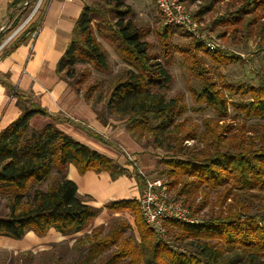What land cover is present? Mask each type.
Instances as JSON below:
<instances>
[{"label": "trees", "instance_id": "trees-1", "mask_svg": "<svg viewBox=\"0 0 264 264\" xmlns=\"http://www.w3.org/2000/svg\"><path fill=\"white\" fill-rule=\"evenodd\" d=\"M22 1L14 0L16 11H20L8 29L0 32V44L37 2L28 0L24 8L18 7ZM183 1L189 5L199 0ZM216 1L203 4L194 13L195 18L202 19ZM229 9L216 23L225 25L233 37L244 38L240 43L254 38L255 53L264 55V0H233ZM133 16L134 10L126 0L85 3L56 73L80 92L91 72L85 68L79 73L77 66L89 63L99 72L108 73L111 60L98 38L112 44L125 66L113 77L96 78L88 85L85 100L104 103L105 110L123 120L127 132L139 144L170 153L161 160V177L170 191H175L176 199L183 197L192 214L208 205L219 209L210 220L196 223L167 219L171 242H166L146 223L137 199L110 201L105 205L109 212H127L134 217L140 241L127 234L132 229L127 221L96 226L79 238L84 245L79 264H264V122L256 123L254 131L244 121L220 124L230 116V108L246 119H264V69L258 85L231 82L221 75L217 80L198 52L203 51L217 65L244 63V58L228 50H207L206 43L197 38L189 44H173L172 38L184 30L166 23L159 34L162 55L152 53L145 26ZM30 39L27 31L22 32L11 49ZM175 52L184 56L188 72L201 82V89L192 92L195 100L205 102L216 114L204 120V131L199 135L196 128L187 130L186 118L181 119L187 110L184 97L168 96ZM0 83L16 98L21 111L0 130V195L8 200V211L0 212V237L23 239L30 231L45 236L52 228L69 236L92 225L102 208L79 195L76 182L67 176L71 164L81 175L106 171L112 180L134 177L144 190L145 176L139 169L131 172L128 165L81 143L58 125L66 121L106 141L98 132L77 120L51 114L30 94L20 91L7 74L0 72ZM35 115L52 121L40 129L33 128L31 119ZM102 121L108 123L105 117ZM191 139L203 143V147L184 144ZM210 191L217 192L216 201L210 199ZM253 197L261 208L251 214L248 201ZM62 261L63 257L57 256L54 264Z\"/></svg>", "mask_w": 264, "mask_h": 264}, {"label": "rangeland", "instance_id": "rangeland-1", "mask_svg": "<svg viewBox=\"0 0 264 264\" xmlns=\"http://www.w3.org/2000/svg\"><path fill=\"white\" fill-rule=\"evenodd\" d=\"M208 1L211 0H199L194 4H189L188 7L194 14L203 4H205ZM85 2L90 3L91 0H85ZM126 2L129 5H131V7L134 10V16H133L134 20L138 24H143V26H145V29L147 30L146 39L151 44V52L159 53L160 55H162L161 39L159 34L161 31V25L165 23V21L163 16L159 12V9L157 8L154 0H126ZM232 2L233 0L216 1L210 8L209 12L205 14L202 17V19L200 20L197 19V20L201 22L200 25L201 32L205 34L209 40L215 42L216 46L213 50L222 49V50H228L234 54H239L242 56V58H244L245 62L238 64L217 65L213 63L211 60H209V58L205 53H203V51L198 52V54L203 58V61L206 63V66L211 70V74L215 79L219 80V77L221 75L231 82L244 81L246 83L258 85L259 76L262 75L264 69V55L261 53H255V46H256L255 39L252 38L254 41L250 40L249 42H246V44L244 42L240 43V41H242L244 38L240 40L239 37H236V35H234L235 37H233L232 31H229L227 33L228 29L225 27V25H219L218 23H216L220 19V17H223L227 12L231 10L229 8H232ZM42 10L43 9H41L40 11ZM39 12L37 13V15L39 14ZM7 29L8 27H5V30ZM16 30L17 29L9 33L8 36L5 38V40L9 38L11 35H13ZM22 30L23 28L22 29L20 28L19 31H17V33L14 34L15 36L13 37L17 38L19 34L22 32ZM195 38L201 40L200 38L195 37L184 30L183 34L175 35L172 38V41L173 44L185 45V44H189L192 41V39ZM98 39L109 53V57L111 60V70L108 73H102L96 70L92 66V64L88 63V64L78 65L77 69L79 73L82 72L83 69L85 68L89 69L91 72V75L81 85L80 92H77L74 88L71 87L78 94H81L83 97L88 85L93 83L96 80V78L113 77L119 70H121L125 66L121 61V58L118 52L116 51L115 47L101 37H99ZM9 46L10 45H8L7 43L3 49L2 48L0 49V53ZM205 47L207 50H211L207 47V45H205ZM171 63L172 64L170 67V71L173 75V82L171 86L168 88L167 91L168 96L174 97L175 95L180 94L184 97V102L186 103L187 110L181 119L186 118L187 130L196 128L197 134L199 135L202 131H204V120L208 118H215L216 117L215 111L211 109L205 102H198L195 100L192 92L194 89L200 90L202 85L200 80L197 79V77L191 75L188 72V65L184 62V56L178 52H175L174 57H172ZM226 95L229 96L228 92L226 93ZM88 102H90L93 108L96 110L98 119L101 123H103L102 117H105L113 127L120 125L123 128L125 127L126 130L125 122L123 120H118L117 117L109 114L105 110L104 103L95 104L92 101H88ZM230 113H231L230 116L228 118L221 120L220 124L221 123L225 124L227 122H230L233 125H238L244 121L246 123V127L254 131L256 123L264 122V119H256V118L246 119L241 113H237L233 108H230ZM64 123L67 122L65 121ZM67 124L76 127L77 129L83 130L77 125L70 124L69 122ZM63 130L66 131L71 136H73L76 140L80 141L81 143H84L94 148V146H92L94 144L91 143V141H95L94 139H90L91 140L90 144H92L90 145L88 143L89 141V139H87L88 137L87 138L78 137L68 132L65 128ZM124 134H126L125 136H127L128 138L127 140L130 143L129 144L122 143L123 145L122 146L119 145V148L117 147L115 151L116 153L119 152L120 153L119 155L123 154L125 156L124 164L129 166L130 171L134 172L136 167L141 172H143V174L146 177L150 179H156V178L165 179L164 177H161L163 176L161 174V170L164 168V164L161 163V160L166 159L168 157L167 155L170 153L151 145L144 146L142 144H139L131 137V135L127 132V130ZM106 140L109 145H112V141L110 138ZM184 144L187 145L188 147H196L197 149L203 147V143H200L197 140H192V139L185 141ZM99 152L109 156L108 152H102V151ZM92 172L94 174L100 173L96 171H92ZM103 174H108V172L104 171ZM77 176L79 178L78 183L82 181L86 186L94 187V188L97 187L98 192L105 187L104 185L105 182L99 183L96 180H91V178H89L88 180V178L83 177V175H80V177L79 175ZM106 178H107L106 182L109 183L108 184V186L110 187L109 189H111V191L114 194L115 193L117 194L121 191L122 192L120 194L122 193L127 194L126 196H124L126 197V199L123 200H127V199L138 200L143 192L140 189V184L136 181L139 189V193H138V190L136 189V185H135L136 179H133V177L131 176L125 175L123 177L122 186L121 183L109 179L108 175ZM78 183L76 182V184ZM45 185L46 184H44L43 187H45ZM170 192H171V199H176L174 197L175 191L173 190ZM210 192H211L210 199L212 201H216L217 192L215 191H210ZM88 196H90L91 198ZM82 197H84V199L89 203L91 204L94 203V198L91 195L86 194V195H82ZM115 197H121V196L118 195ZM200 199L201 198H198V200ZM178 200L183 202V197H181ZM231 200H232L231 198L228 199V202H231ZM7 202H8L7 197L4 195H0V212L6 213L8 211L6 205ZM248 202L251 209V214H254V212H256L261 208V204L257 203V199L255 197H253V199ZM105 205L100 206L102 208V211L100 212L99 217L95 218L94 222L90 227H88L87 229L81 232L74 233L69 236H63L58 231L52 228L45 236H38L33 231H30L26 234V236L23 239L0 237V264H54L57 256L63 257V261H62L63 264H79L81 252L84 249V245L79 241V238L81 237L83 238L85 233L91 232V230L96 226H100L102 224L106 226L109 224L115 225L117 223V220L129 222V224L132 226V229L131 230L128 229L126 231L127 234H132L138 241H140V237L136 228L134 217L127 212L111 213L105 208ZM218 209H219L218 206H215L214 209H211V206L208 205L204 207L200 212L195 214L193 213V216L198 218L199 222L204 220H210L211 214L217 213ZM180 248L183 249V251L186 250L185 247L183 246H181Z\"/></svg>", "mask_w": 264, "mask_h": 264}, {"label": "crops", "instance_id": "crops-1", "mask_svg": "<svg viewBox=\"0 0 264 264\" xmlns=\"http://www.w3.org/2000/svg\"><path fill=\"white\" fill-rule=\"evenodd\" d=\"M14 0H0V32L2 27H9L18 12L13 5ZM85 1L65 2L63 0H46L41 13L35 18V22L41 19L42 29L35 39H30L20 44L15 49H11L13 41H11L4 51L0 53V72L7 74L11 82L22 92L30 94L35 101L48 109L51 114L61 117L77 120L90 128L96 130L104 139L110 138L112 145L107 140L101 141L97 138L90 137L84 130L77 129L67 123H60L58 126L66 129L71 134L90 139L92 146L97 151L108 152L109 156L124 164L125 156L116 153L115 149L122 143L129 144L127 140L125 127H113L109 122L105 125L98 119L96 110L92 104L78 94L68 84L60 79L56 73V67L59 59L66 51L72 40V31L84 5ZM20 5V4H19ZM20 11V10H19ZM20 109L16 105V98L11 97L8 90L0 83V130L15 120L20 114ZM50 117L35 115L31 119V125L40 129L45 124L51 122ZM38 124V125H36ZM62 129V130H63ZM125 131V132H124ZM66 132V131H65ZM91 147V146H90ZM129 167V166H128ZM77 168L71 164L67 171L68 178L78 183ZM103 172L94 174L88 171L83 177L88 180H96L97 182H105V187L98 192L97 187H89L84 182L77 184L79 195H91L94 198V205L97 207L104 206L110 200L118 201L126 199L127 194L113 193L106 177L108 175ZM124 176L117 180L121 183ZM133 179H135L133 177ZM136 189L138 185L135 180ZM119 186V185H118ZM119 188V187H118ZM121 189V188H120ZM121 197H115V196ZM99 215L96 217L98 218Z\"/></svg>", "mask_w": 264, "mask_h": 264}, {"label": "built area", "instance_id": "built-area-1", "mask_svg": "<svg viewBox=\"0 0 264 264\" xmlns=\"http://www.w3.org/2000/svg\"><path fill=\"white\" fill-rule=\"evenodd\" d=\"M63 1L75 2L85 0ZM154 1L166 24L178 25L186 32L203 40L209 49L213 50L215 48V42L209 40L206 35L201 32V22L195 18L186 2L183 0ZM45 2L46 0H37L31 12L19 24L14 34H16L20 28H23L22 32L27 31V34L30 35L31 38H37L42 29V24L40 21L36 26H34L35 18L37 13L44 8ZM27 4L28 0H23L18 7L21 6L24 8ZM33 26L34 29L28 30ZM1 30L5 31V27H2ZM14 34L0 44V49H3L7 43L9 44L11 41L16 39L13 37L15 36ZM138 201L146 223H148L156 231L159 238L165 240L166 242H171L169 230L165 226V221L167 219L173 218L190 223L199 222V219L193 216L191 210L185 206L183 202L178 199H171V192L166 179H150L145 176V188Z\"/></svg>", "mask_w": 264, "mask_h": 264}]
</instances>
